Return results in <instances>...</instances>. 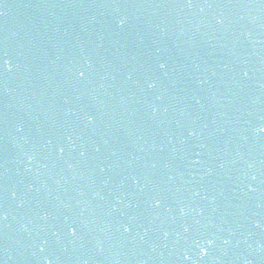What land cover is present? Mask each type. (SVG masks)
I'll return each mask as SVG.
<instances>
[{"label": "water", "instance_id": "obj_1", "mask_svg": "<svg viewBox=\"0 0 264 264\" xmlns=\"http://www.w3.org/2000/svg\"><path fill=\"white\" fill-rule=\"evenodd\" d=\"M0 264H264V0H0Z\"/></svg>", "mask_w": 264, "mask_h": 264}, {"label": "snow or ice", "instance_id": "obj_2", "mask_svg": "<svg viewBox=\"0 0 264 264\" xmlns=\"http://www.w3.org/2000/svg\"><path fill=\"white\" fill-rule=\"evenodd\" d=\"M81 75H83V73H81ZM204 254H206V253H204Z\"/></svg>", "mask_w": 264, "mask_h": 264}]
</instances>
